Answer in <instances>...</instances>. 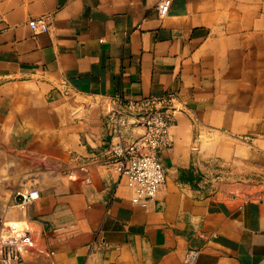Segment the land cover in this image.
<instances>
[{"label":"crops","instance_id":"1","mask_svg":"<svg viewBox=\"0 0 264 264\" xmlns=\"http://www.w3.org/2000/svg\"><path fill=\"white\" fill-rule=\"evenodd\" d=\"M158 1L0 0V219L31 229L23 264H264V0ZM167 92L143 206L107 162L108 109Z\"/></svg>","mask_w":264,"mask_h":264},{"label":"built area","instance_id":"2","mask_svg":"<svg viewBox=\"0 0 264 264\" xmlns=\"http://www.w3.org/2000/svg\"><path fill=\"white\" fill-rule=\"evenodd\" d=\"M172 0H159L157 9L161 15L168 13ZM35 32L50 29L49 17L30 19ZM108 109L109 143L107 162L126 178L132 189V201L147 206L154 199L166 180V169L158 152L171 144V127L175 112L183 104L178 93L124 99L117 94ZM142 129L137 133L136 129ZM21 205L25 206L39 196L37 188L21 193ZM33 233L16 221L0 219V264H23V248L33 244ZM200 254L198 248H189L183 264H194Z\"/></svg>","mask_w":264,"mask_h":264}]
</instances>
